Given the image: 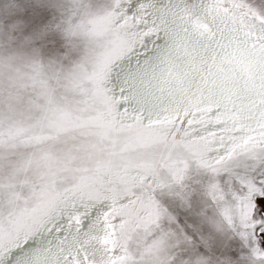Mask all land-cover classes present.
Here are the masks:
<instances>
[{
	"label": "snow or ice",
	"instance_id": "1",
	"mask_svg": "<svg viewBox=\"0 0 264 264\" xmlns=\"http://www.w3.org/2000/svg\"><path fill=\"white\" fill-rule=\"evenodd\" d=\"M0 264H264V0H0Z\"/></svg>",
	"mask_w": 264,
	"mask_h": 264
}]
</instances>
